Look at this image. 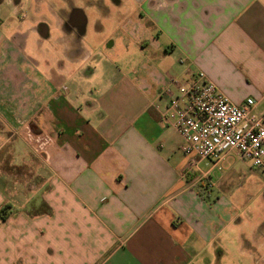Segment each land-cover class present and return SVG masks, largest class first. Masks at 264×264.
<instances>
[{"label": "crops", "instance_id": "crops-1", "mask_svg": "<svg viewBox=\"0 0 264 264\" xmlns=\"http://www.w3.org/2000/svg\"><path fill=\"white\" fill-rule=\"evenodd\" d=\"M28 1L0 0V264L218 262L246 225L228 154H185L161 112L198 72L264 108V0H65L38 57Z\"/></svg>", "mask_w": 264, "mask_h": 264}, {"label": "built area", "instance_id": "built-area-1", "mask_svg": "<svg viewBox=\"0 0 264 264\" xmlns=\"http://www.w3.org/2000/svg\"><path fill=\"white\" fill-rule=\"evenodd\" d=\"M161 119L183 139L182 151L201 159L236 152L254 169L264 170V108L252 98L241 105L226 96L204 72L178 85Z\"/></svg>", "mask_w": 264, "mask_h": 264}, {"label": "rangeland", "instance_id": "rangeland-1", "mask_svg": "<svg viewBox=\"0 0 264 264\" xmlns=\"http://www.w3.org/2000/svg\"><path fill=\"white\" fill-rule=\"evenodd\" d=\"M74 1L76 4L88 6L86 0ZM63 7L65 0H29L26 3L22 13L26 16L25 32L29 35V53L32 56H41L38 50L41 48L36 45L41 41V37L34 31H38L41 23H45L50 30L49 39L44 41V51H48L50 45L63 39L62 30L59 29V13ZM93 12L94 10L88 12V15L94 25L96 18ZM14 21L21 23L22 20L16 18ZM93 25L87 40L84 41L88 47L102 41L94 37ZM218 172L227 176L223 182L230 191V195H227L235 198L240 206L239 216L246 225L242 228L236 226L234 232L229 234L232 240L227 246V252L217 259L215 264H264V170L252 168L250 163L240 160L236 152H230L226 164H223L222 170Z\"/></svg>", "mask_w": 264, "mask_h": 264}, {"label": "trees", "instance_id": "trees-1", "mask_svg": "<svg viewBox=\"0 0 264 264\" xmlns=\"http://www.w3.org/2000/svg\"><path fill=\"white\" fill-rule=\"evenodd\" d=\"M1 217L5 218L6 216L2 213V211L0 212Z\"/></svg>", "mask_w": 264, "mask_h": 264}]
</instances>
